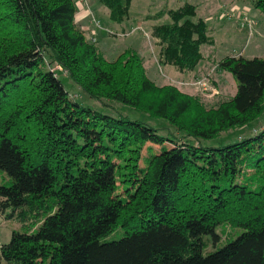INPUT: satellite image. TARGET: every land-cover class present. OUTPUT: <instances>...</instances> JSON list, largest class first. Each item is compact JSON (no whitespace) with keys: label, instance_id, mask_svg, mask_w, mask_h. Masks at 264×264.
<instances>
[{"label":"trees","instance_id":"1","mask_svg":"<svg viewBox=\"0 0 264 264\" xmlns=\"http://www.w3.org/2000/svg\"><path fill=\"white\" fill-rule=\"evenodd\" d=\"M250 1L264 14V0ZM130 2L102 0L109 21ZM194 11L155 18L160 65L190 72L200 61L211 41ZM76 13L73 0H0V217L20 224L0 264H264V127L250 126L264 111V58H223L235 93L207 108L154 85L136 51L106 61ZM58 71L90 99L162 121L165 135L81 105ZM222 225L239 233L222 241Z\"/></svg>","mask_w":264,"mask_h":264},{"label":"rangeland","instance_id":"2","mask_svg":"<svg viewBox=\"0 0 264 264\" xmlns=\"http://www.w3.org/2000/svg\"><path fill=\"white\" fill-rule=\"evenodd\" d=\"M73 2L76 8L88 13L82 22L83 35L106 61H115L126 50L136 51L143 61L147 77L154 85H175L184 93L200 97L207 108L219 100H229L235 93L236 83L233 77L217 68L223 58H264V14L255 9L250 0H131L127 16L119 24L109 21V14L102 0ZM184 4L195 6L194 15L189 20L203 21L211 42L200 46L201 59L192 71H178L176 74L175 67L160 65L158 62V46L151 34V27L155 18L160 17L165 10L176 9ZM238 14L240 19L237 18ZM158 22L169 24L171 20L163 16ZM57 73L64 89L81 105L113 117L121 115L146 123L157 129L159 135H165L167 129L162 121L122 104L90 99L64 72ZM209 78L211 83L208 82ZM214 89L218 92H213ZM250 126L253 129L264 127V111ZM249 127L223 133L219 139L220 144L237 141L239 136L246 137ZM18 229L20 224L16 221L0 217V246L9 241L12 231ZM218 232L222 241L229 237L235 238L239 233L229 225L220 226ZM117 238L116 233L108 237L110 240ZM223 245L210 246L206 252H213Z\"/></svg>","mask_w":264,"mask_h":264},{"label":"crops","instance_id":"3","mask_svg":"<svg viewBox=\"0 0 264 264\" xmlns=\"http://www.w3.org/2000/svg\"><path fill=\"white\" fill-rule=\"evenodd\" d=\"M80 8L78 7L77 8V13H76V15H75V22L80 26V28H81V30H83V27H82V22H83V20L85 19V17H87V12L85 11V10H83V9H80ZM179 72L176 70V74H178ZM215 82V81H214ZM215 84V83H214ZM214 90H216V89H214ZM217 91V90H216Z\"/></svg>","mask_w":264,"mask_h":264},{"label":"built area","instance_id":"4","mask_svg":"<svg viewBox=\"0 0 264 264\" xmlns=\"http://www.w3.org/2000/svg\"><path fill=\"white\" fill-rule=\"evenodd\" d=\"M78 1H79L80 3H82V2H84L85 0H78ZM228 17L232 18L233 16H228ZM240 17H241V16L238 14L237 18L240 19ZM213 92L217 93L216 90H213Z\"/></svg>","mask_w":264,"mask_h":264}]
</instances>
